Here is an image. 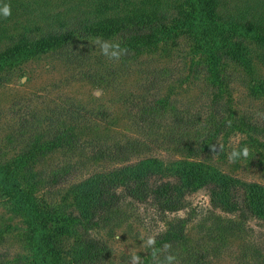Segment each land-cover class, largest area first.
Wrapping results in <instances>:
<instances>
[{"label":"trees","instance_id":"1","mask_svg":"<svg viewBox=\"0 0 264 264\" xmlns=\"http://www.w3.org/2000/svg\"><path fill=\"white\" fill-rule=\"evenodd\" d=\"M16 1L0 0V10L4 4L11 8L8 18L0 11V81L36 56L71 50L82 40L119 38L120 48L127 49L124 55L131 58L182 39L191 48L196 75H202L206 82L210 104L206 124H202V116L193 120L194 124L187 121L190 117H181L173 129L178 150L197 160L168 165L148 158L97 173L76 187L70 211L36 195L43 181L38 179L35 166L57 149H76L80 138L72 127L56 131L50 140L32 141L10 165L0 162V189L27 219L29 256L20 263L106 264L109 247L92 232L107 228L127 199L151 204L163 214L176 213L186 207L188 195L210 188L213 207L241 221H222L220 217L229 230H240L250 218L264 221V185L243 181L198 160L220 154L221 140L232 131L251 132L248 122L237 123L233 116L230 86L238 68L248 65L247 43L264 50V0H238L227 13L219 12L225 0H77L72 7L67 0H33L35 4L45 2L47 7L58 5L60 10L55 18L48 16V9L41 10L31 25L18 28L14 21L6 27L15 16ZM64 12L74 13L63 19ZM43 19L54 22L43 26ZM154 88L150 85L147 93ZM137 99L142 103L147 97ZM171 105L169 97L155 96L150 107H143L140 120L145 121L147 114L165 115ZM143 147L139 140L130 141L108 146L97 151V156L123 163ZM258 147L264 152L263 142ZM68 169L55 171L46 188L68 183ZM189 222L179 218L170 223L141 264H165L168 255L176 256L173 264H210L206 251L192 247L187 236ZM165 243L171 248L164 250ZM154 248L160 250L156 257L152 255Z\"/></svg>","mask_w":264,"mask_h":264},{"label":"rangeland","instance_id":"2","mask_svg":"<svg viewBox=\"0 0 264 264\" xmlns=\"http://www.w3.org/2000/svg\"><path fill=\"white\" fill-rule=\"evenodd\" d=\"M31 1L15 2L18 5L15 16L6 27L14 21L18 28L31 25L37 15L40 17L41 10L48 9L51 12L48 16L55 18L60 10L58 5L47 7L43 5L45 2ZM67 1L70 7L77 3ZM237 1H221L219 12H229ZM68 13L74 12H64L63 19ZM52 22L43 19L40 24ZM103 42L120 45L119 38L82 40L71 50L38 55L0 81L1 165H10L32 141L50 140L64 128L72 127L80 138L75 150L57 149L35 166L40 174L38 179L43 181L36 195L45 196L50 203L69 211L73 209L76 187L97 173L148 158L168 165L197 160L186 158L187 152L178 150L173 129L181 117H190L187 121L192 122L202 116V124L208 122L206 82L195 73L188 42L181 39L176 44H160L156 50L137 57L122 53L119 60L110 58L116 49L109 48L108 56L102 54ZM247 47L248 65L245 69L238 68L230 88L233 116L237 123L248 122L251 132L245 135L232 131L221 140L220 154L198 160L243 181L264 185V152L258 147L264 143V50L249 42ZM150 85L155 88L148 94L146 89ZM137 96L147 99L136 102ZM155 96L169 97L172 107L165 115L147 114V119L141 121L143 107H150ZM136 140L144 147L129 161L122 163L97 156V151L108 146ZM245 146L249 156L241 155L230 162V153ZM64 168H69V182L48 190L50 176ZM210 195V188L201 189L186 197L183 210L166 214L151 204L125 200L107 228L92 232L109 247L106 264H132L133 254L139 255L142 262L150 248L144 246L147 239H156L179 218L190 219L187 226L190 243L196 251L209 254L210 264H263L264 221L250 218L233 232L219 218L241 221L215 209ZM28 237L25 215L0 189V264H22L20 260L29 256Z\"/></svg>","mask_w":264,"mask_h":264},{"label":"clouds","instance_id":"3","mask_svg":"<svg viewBox=\"0 0 264 264\" xmlns=\"http://www.w3.org/2000/svg\"><path fill=\"white\" fill-rule=\"evenodd\" d=\"M0 11H2V15L4 16V18H8L11 16V8H10V5H8V4H4L2 10H0ZM97 43H99V41H97ZM109 48L116 49V50L111 52L110 58H115V59L119 60L120 55L122 53L127 54V49L126 48L121 49L119 44H109L108 42H103L100 44V50H101L102 54L105 56L109 55ZM241 155L245 158L249 156L248 147L245 146L241 151H236V150L232 151L230 153L228 159L230 162H235V160L238 157H240ZM155 243H156L155 239L150 237L147 239L144 246L153 247L155 245ZM170 248H171L170 243H165L163 245L164 250H168ZM158 251H160V250L155 249V248L153 249V252H152L153 257L157 256ZM174 261H176V256H174V255H168L165 257V264H173ZM131 262H132V264H141L140 256L133 254L131 256Z\"/></svg>","mask_w":264,"mask_h":264}]
</instances>
